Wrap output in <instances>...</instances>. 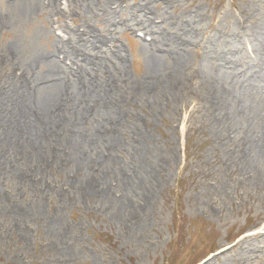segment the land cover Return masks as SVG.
<instances>
[{
    "label": "rangeland",
    "instance_id": "obj_1",
    "mask_svg": "<svg viewBox=\"0 0 264 264\" xmlns=\"http://www.w3.org/2000/svg\"><path fill=\"white\" fill-rule=\"evenodd\" d=\"M25 1L0 0L5 21L0 101L7 76L19 77L22 64L53 51L59 37L81 51L83 68L92 65L82 57L95 61L99 78L114 66L120 50L126 71L118 87L127 115L118 135L132 146L134 133L143 132L161 166L148 179L149 204L140 208L144 185L130 192L135 204H127L120 197L123 184L112 173L106 175L108 193L85 189L84 182L93 179L87 165L79 170L76 162L50 157L48 170L36 175V157L0 142V264H264V188L244 183L238 162L229 168L227 158L236 159L239 144L226 134L203 78L187 73L176 98L162 86L153 90L168 94L159 99L138 94L154 72L145 47L152 36L144 39L140 22L150 19L157 37L171 31L185 35L188 27L214 44L231 35L255 57L243 28L258 18L264 0H124L122 9L138 8L117 13L113 23L96 9L67 6L64 0L66 17L45 11L24 18ZM89 30L105 41L97 42ZM192 47L189 69L210 70L203 49ZM14 50V60L5 64L1 58ZM46 69L47 64L36 66L35 73ZM0 134L7 136L1 122ZM131 146L123 145L116 155L129 165L139 162ZM8 152L12 160L7 162Z\"/></svg>",
    "mask_w": 264,
    "mask_h": 264
},
{
    "label": "bare ground",
    "instance_id": "obj_2",
    "mask_svg": "<svg viewBox=\"0 0 264 264\" xmlns=\"http://www.w3.org/2000/svg\"><path fill=\"white\" fill-rule=\"evenodd\" d=\"M64 1L67 6L76 3L80 9H96L110 23L116 21L117 13H133L138 8L126 6L122 9L124 0ZM60 3L61 0H28L20 13L30 19L45 11L66 17L65 8H61ZM255 16L258 18L243 28L255 57H250L240 40L233 39L231 35L218 39L214 44L211 39H198L195 29L188 27L185 35L171 31L157 37V26L154 27L150 19L140 22L138 26L145 33L144 39L147 34L152 36L145 47L151 54L150 64L154 72L138 86V94L146 99L151 95L159 99L161 95H168L163 91H153L162 86L172 98H176L186 84L187 73L203 78L208 86V96L214 100L221 115L226 134L239 144L236 159L232 156L227 158L229 168L238 162L244 183L264 188V8L261 7ZM121 20L127 27L132 26L131 21ZM4 22L0 18V29ZM60 28L63 32L72 33L64 25ZM88 33L93 35L94 31L89 30ZM93 37L97 42L105 41L98 36ZM55 41L53 51L22 64L23 73L19 77L7 76L8 82L0 101V122L7 135L0 134L2 147L27 149L33 158L36 157L33 164L35 172L39 170L36 175L49 168L45 160L50 157L76 162L79 170L87 165L93 170L90 173L93 179L86 180L83 188L89 190L108 193L111 189L105 180L106 175L112 173L123 184L120 197L127 204H135L130 192L144 185V200L140 208L143 205L145 208L152 189L148 179L161 165L156 162L158 153L148 145L143 132L134 133L136 144L132 146L118 135L127 115L122 108L118 87L126 71L124 54L118 50L114 66H108L105 77L99 78L98 70L94 71V60L82 57L92 65L87 70L78 63L81 51L77 47L64 37ZM192 45L203 49L204 61L211 63L210 70L189 69ZM14 53L17 55L18 52L14 50L1 59L7 64L14 60ZM42 64H47V69L36 74L35 67ZM123 145L131 146L132 155L139 158L138 163L129 165L128 160L117 158V152ZM4 158L8 162L12 160V154L8 152Z\"/></svg>",
    "mask_w": 264,
    "mask_h": 264
}]
</instances>
